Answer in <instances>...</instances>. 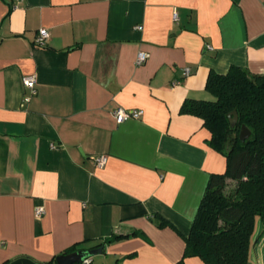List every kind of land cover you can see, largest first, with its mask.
<instances>
[{
  "label": "crops",
  "instance_id": "1",
  "mask_svg": "<svg viewBox=\"0 0 264 264\" xmlns=\"http://www.w3.org/2000/svg\"><path fill=\"white\" fill-rule=\"evenodd\" d=\"M231 66L264 73V0H0V264L99 247L80 264L180 262L209 177L227 165L181 106L212 99L209 73ZM119 107L143 115L118 124ZM250 260L264 264L261 219Z\"/></svg>",
  "mask_w": 264,
  "mask_h": 264
},
{
  "label": "trees",
  "instance_id": "2",
  "mask_svg": "<svg viewBox=\"0 0 264 264\" xmlns=\"http://www.w3.org/2000/svg\"><path fill=\"white\" fill-rule=\"evenodd\" d=\"M206 89L213 99H186L181 112L203 120L208 145L224 155L227 165L210 175L177 264L193 256L206 264H252V237L258 219L264 221V73L239 66L225 74L211 71ZM234 110L238 122L232 126ZM242 125L251 130L246 140L239 137ZM230 181L235 187L229 190ZM150 218L159 227L170 225L160 214Z\"/></svg>",
  "mask_w": 264,
  "mask_h": 264
},
{
  "label": "built area",
  "instance_id": "3",
  "mask_svg": "<svg viewBox=\"0 0 264 264\" xmlns=\"http://www.w3.org/2000/svg\"><path fill=\"white\" fill-rule=\"evenodd\" d=\"M174 17H177L176 13H174ZM48 37H49L48 29H46V28L39 29V32L35 38L36 45L40 46V47L44 46L46 44ZM147 58H148V54L144 51H140L136 57V64L144 63L147 60ZM190 73H191L190 68L185 67L184 68V75L188 76V75H190ZM36 82H37V79H36L35 75H28V76L23 77V84H24V86H26L27 88L30 89L31 95H34L37 93V90L35 88ZM30 98L31 97L29 95L28 96L26 95L24 97V102L28 103L30 101ZM142 115H143L142 109H128V110H126V109L119 107L114 111V116H115L116 122L118 124L123 123L126 120L131 119V118L138 119ZM106 161H107L106 155H100V156L96 157V162L98 165H103L106 163ZM44 213H45L44 207H38L36 209V216L37 217H42L44 215ZM85 262L88 263L89 260L86 259Z\"/></svg>",
  "mask_w": 264,
  "mask_h": 264
},
{
  "label": "water",
  "instance_id": "4",
  "mask_svg": "<svg viewBox=\"0 0 264 264\" xmlns=\"http://www.w3.org/2000/svg\"><path fill=\"white\" fill-rule=\"evenodd\" d=\"M229 120L232 126H235L238 122L237 111L234 110L229 114ZM251 136V130L246 126L242 125L239 137L241 140H246ZM102 253V248L90 249V250H77L70 253L59 255L56 258L58 264H80L85 262L86 259Z\"/></svg>",
  "mask_w": 264,
  "mask_h": 264
},
{
  "label": "rangeland",
  "instance_id": "5",
  "mask_svg": "<svg viewBox=\"0 0 264 264\" xmlns=\"http://www.w3.org/2000/svg\"><path fill=\"white\" fill-rule=\"evenodd\" d=\"M212 99H213V96H212ZM234 187H235V182L234 181H230L229 182V188L228 189L230 190V189H232Z\"/></svg>",
  "mask_w": 264,
  "mask_h": 264
}]
</instances>
